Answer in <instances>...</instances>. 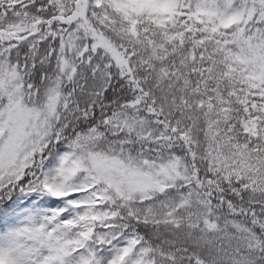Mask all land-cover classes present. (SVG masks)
Listing matches in <instances>:
<instances>
[{
	"label": "snow or ice",
	"instance_id": "1",
	"mask_svg": "<svg viewBox=\"0 0 264 264\" xmlns=\"http://www.w3.org/2000/svg\"><path fill=\"white\" fill-rule=\"evenodd\" d=\"M15 191L0 264H264V0H0Z\"/></svg>",
	"mask_w": 264,
	"mask_h": 264
},
{
	"label": "rangeland",
	"instance_id": "2",
	"mask_svg": "<svg viewBox=\"0 0 264 264\" xmlns=\"http://www.w3.org/2000/svg\"><path fill=\"white\" fill-rule=\"evenodd\" d=\"M39 199H46L48 201L47 204L42 206L44 208H58V207L63 206L62 202L53 203L52 201L54 198H52V197H37V196L33 195V202L38 203ZM20 200L21 201L17 204V206L21 205V204H23L25 207L28 206V194L27 193H22V195H20ZM17 211H19L18 207H17ZM17 219L18 218L13 214L8 215V217L6 219H4L3 227L0 231H6L7 228L9 226H12V224L15 223Z\"/></svg>",
	"mask_w": 264,
	"mask_h": 264
},
{
	"label": "trees",
	"instance_id": "3",
	"mask_svg": "<svg viewBox=\"0 0 264 264\" xmlns=\"http://www.w3.org/2000/svg\"><path fill=\"white\" fill-rule=\"evenodd\" d=\"M20 195H22V192L15 191V192L8 193L7 196L4 198H0V213L7 214V215H0V225L3 226L4 219H6L8 215L12 214L11 208L7 207L8 205H6L8 203V198L13 197V196L17 197L15 201V204L17 205L20 202ZM1 229L2 228H0V230Z\"/></svg>",
	"mask_w": 264,
	"mask_h": 264
}]
</instances>
